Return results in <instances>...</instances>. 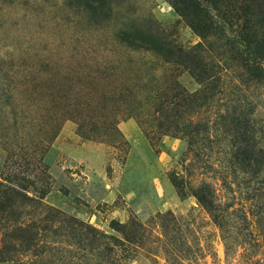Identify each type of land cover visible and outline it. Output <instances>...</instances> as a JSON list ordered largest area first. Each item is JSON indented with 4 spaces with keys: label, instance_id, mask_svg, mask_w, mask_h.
<instances>
[{
    "label": "rangeland",
    "instance_id": "374dc122",
    "mask_svg": "<svg viewBox=\"0 0 264 264\" xmlns=\"http://www.w3.org/2000/svg\"><path fill=\"white\" fill-rule=\"evenodd\" d=\"M238 61L169 0H0V181L29 197L8 194L0 264H264V83Z\"/></svg>",
    "mask_w": 264,
    "mask_h": 264
},
{
    "label": "trees",
    "instance_id": "16d2710c",
    "mask_svg": "<svg viewBox=\"0 0 264 264\" xmlns=\"http://www.w3.org/2000/svg\"><path fill=\"white\" fill-rule=\"evenodd\" d=\"M169 2L174 11L202 38L221 33L232 39L238 58H240L238 69L253 82L264 83V0H169ZM168 63H174V61ZM216 66L220 67L219 65ZM188 68L197 79L200 89L195 93L187 94V92H184L187 98H199L200 96L204 98L217 87L221 79L218 74L213 73L214 64L190 66ZM175 98V96L172 97L174 101L169 103L172 106L176 104ZM165 132L164 135H171L173 131L168 129ZM176 132L187 137L191 146L194 145L192 143L193 133ZM237 146L236 156L239 157L238 152H241L240 154L244 156L241 161L243 168L257 163L250 157L253 151L249 149V144L241 142ZM259 151H262V149ZM171 181L177 191L182 194L185 185L183 178L175 175L171 178ZM4 182L0 181V214H2L0 222L5 220L3 214L12 207L7 199L9 193H16L29 199L27 193L18 190L12 184L7 185ZM196 197L205 208L208 209L212 206L211 201L206 196L197 193ZM6 228H8V225ZM88 230L92 232V237L100 241L105 249L109 251H113L118 245L124 244L115 237L99 233L93 228L89 229L88 227ZM2 254L0 251L1 261L11 259V257H5Z\"/></svg>",
    "mask_w": 264,
    "mask_h": 264
}]
</instances>
